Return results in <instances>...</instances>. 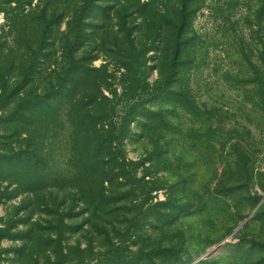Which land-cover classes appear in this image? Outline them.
Listing matches in <instances>:
<instances>
[{"label": "rangeland", "instance_id": "rangeland-1", "mask_svg": "<svg viewBox=\"0 0 264 264\" xmlns=\"http://www.w3.org/2000/svg\"><path fill=\"white\" fill-rule=\"evenodd\" d=\"M0 166V264H264V0H0Z\"/></svg>", "mask_w": 264, "mask_h": 264}, {"label": "trees", "instance_id": "trees-1", "mask_svg": "<svg viewBox=\"0 0 264 264\" xmlns=\"http://www.w3.org/2000/svg\"><path fill=\"white\" fill-rule=\"evenodd\" d=\"M46 106H47V104H45ZM43 108V109H45V108H47V107H45V106H43V105H41L39 102H37L36 104H32L31 106H30V108H28L27 110H30V109H35V108ZM48 107H50V105L48 106ZM2 168V166H0V169Z\"/></svg>", "mask_w": 264, "mask_h": 264}]
</instances>
